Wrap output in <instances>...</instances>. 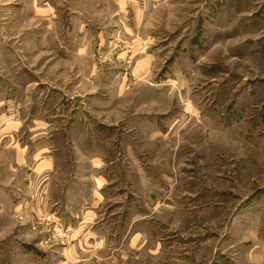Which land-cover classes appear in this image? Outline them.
<instances>
[{"label": "rangeland", "instance_id": "obj_1", "mask_svg": "<svg viewBox=\"0 0 264 264\" xmlns=\"http://www.w3.org/2000/svg\"><path fill=\"white\" fill-rule=\"evenodd\" d=\"M0 264H264V0H0Z\"/></svg>", "mask_w": 264, "mask_h": 264}, {"label": "crops", "instance_id": "obj_2", "mask_svg": "<svg viewBox=\"0 0 264 264\" xmlns=\"http://www.w3.org/2000/svg\"><path fill=\"white\" fill-rule=\"evenodd\" d=\"M117 2H118L119 5H123V3L128 2V0H117Z\"/></svg>", "mask_w": 264, "mask_h": 264}, {"label": "bare ground", "instance_id": "obj_3", "mask_svg": "<svg viewBox=\"0 0 264 264\" xmlns=\"http://www.w3.org/2000/svg\"><path fill=\"white\" fill-rule=\"evenodd\" d=\"M234 147V146H233ZM220 148V147H219ZM236 148V147H235ZM229 150V149H228ZM15 160V159H14ZM14 162V161H13ZM53 192V191H52Z\"/></svg>", "mask_w": 264, "mask_h": 264}]
</instances>
